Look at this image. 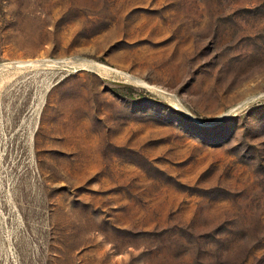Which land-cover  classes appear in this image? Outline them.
Wrapping results in <instances>:
<instances>
[{
  "label": "rangeland",
  "instance_id": "rangeland-1",
  "mask_svg": "<svg viewBox=\"0 0 264 264\" xmlns=\"http://www.w3.org/2000/svg\"><path fill=\"white\" fill-rule=\"evenodd\" d=\"M0 264H264V0H0Z\"/></svg>",
  "mask_w": 264,
  "mask_h": 264
},
{
  "label": "bare ground",
  "instance_id": "bare-ground-1",
  "mask_svg": "<svg viewBox=\"0 0 264 264\" xmlns=\"http://www.w3.org/2000/svg\"><path fill=\"white\" fill-rule=\"evenodd\" d=\"M97 65H98V64H97ZM111 71H112V72H116L117 75H119V76L122 75V77L125 75V74H122L121 72H117L116 70H113V69H111ZM123 73H124V72H123ZM124 78H125V77H124Z\"/></svg>",
  "mask_w": 264,
  "mask_h": 264
}]
</instances>
